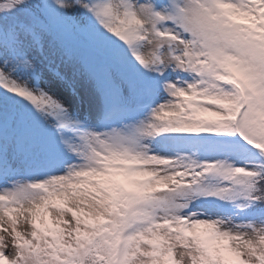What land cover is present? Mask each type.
<instances>
[{
  "label": "snow or ice",
  "instance_id": "1",
  "mask_svg": "<svg viewBox=\"0 0 264 264\" xmlns=\"http://www.w3.org/2000/svg\"><path fill=\"white\" fill-rule=\"evenodd\" d=\"M0 264H264V0H0Z\"/></svg>",
  "mask_w": 264,
  "mask_h": 264
}]
</instances>
